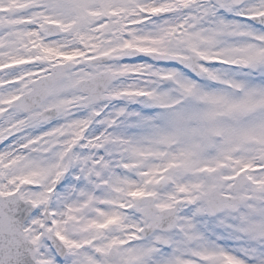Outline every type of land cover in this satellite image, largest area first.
Returning <instances> with one entry per match:
<instances>
[{
    "label": "snow or ice",
    "instance_id": "snow-or-ice-1",
    "mask_svg": "<svg viewBox=\"0 0 264 264\" xmlns=\"http://www.w3.org/2000/svg\"><path fill=\"white\" fill-rule=\"evenodd\" d=\"M0 264H264V0H0Z\"/></svg>",
    "mask_w": 264,
    "mask_h": 264
}]
</instances>
